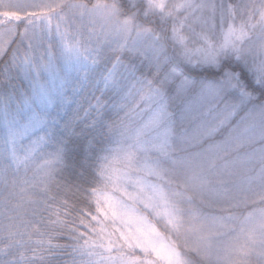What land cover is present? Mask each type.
Returning a JSON list of instances; mask_svg holds the SVG:
<instances>
[{
  "label": "snow or ice",
  "instance_id": "obj_1",
  "mask_svg": "<svg viewBox=\"0 0 264 264\" xmlns=\"http://www.w3.org/2000/svg\"><path fill=\"white\" fill-rule=\"evenodd\" d=\"M0 264H264V0H0Z\"/></svg>",
  "mask_w": 264,
  "mask_h": 264
},
{
  "label": "rangeland",
  "instance_id": "obj_2",
  "mask_svg": "<svg viewBox=\"0 0 264 264\" xmlns=\"http://www.w3.org/2000/svg\"><path fill=\"white\" fill-rule=\"evenodd\" d=\"M210 117L202 114L200 110L197 109L195 102H193V111L190 114L188 121L186 122L185 127L190 132H195V130L203 123L207 122Z\"/></svg>",
  "mask_w": 264,
  "mask_h": 264
},
{
  "label": "trees",
  "instance_id": "obj_3",
  "mask_svg": "<svg viewBox=\"0 0 264 264\" xmlns=\"http://www.w3.org/2000/svg\"><path fill=\"white\" fill-rule=\"evenodd\" d=\"M222 138V136L220 135V134H218L217 136H216V139L217 140H219V139H221ZM55 242V241H54Z\"/></svg>",
  "mask_w": 264,
  "mask_h": 264
}]
</instances>
